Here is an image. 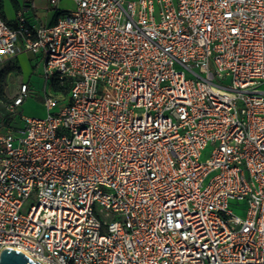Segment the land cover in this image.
<instances>
[{"label": "built area", "instance_id": "1", "mask_svg": "<svg viewBox=\"0 0 264 264\" xmlns=\"http://www.w3.org/2000/svg\"><path fill=\"white\" fill-rule=\"evenodd\" d=\"M49 2L37 27L0 3V66L40 57L47 111L0 128V255L264 264V0Z\"/></svg>", "mask_w": 264, "mask_h": 264}, {"label": "rangeland", "instance_id": "2", "mask_svg": "<svg viewBox=\"0 0 264 264\" xmlns=\"http://www.w3.org/2000/svg\"><path fill=\"white\" fill-rule=\"evenodd\" d=\"M68 2L65 10L69 11L73 8L71 0H66ZM6 15L9 20L14 18V10L11 6L9 0H5ZM61 4V3H60ZM15 62H10L2 68L0 71V92H1V103H0V128L4 126V113L5 107L12 102V100L19 93L22 84H28L30 86V96L25 100L22 107L18 110V115L14 118V124L19 126L21 124L22 116L34 117V118H45L47 116V111L43 106V98L45 92L46 81L43 78V63L40 62V67H31L26 62L23 61L22 70H15L13 66ZM49 84L47 85L48 92L50 91ZM10 116V115H9ZM4 117V118H3ZM6 125V124H5ZM8 126V125H7ZM211 152V147L203 153L202 161L209 158ZM231 209L234 214L239 217L246 216V203L234 201L231 203Z\"/></svg>", "mask_w": 264, "mask_h": 264}, {"label": "crops", "instance_id": "3", "mask_svg": "<svg viewBox=\"0 0 264 264\" xmlns=\"http://www.w3.org/2000/svg\"><path fill=\"white\" fill-rule=\"evenodd\" d=\"M15 1L18 4L17 7H15L12 0H9L14 10V18L12 20H9L7 18L6 9H5V4H6L5 0H3V3L1 4V12L6 21L10 23H14L17 20L18 13H22L26 18L27 22L32 26H36V27L52 26L56 23L59 13L50 5L49 0H15ZM67 4L68 2L66 0H62L61 4H59L58 6V9L65 10ZM23 61L26 62L31 67L33 66L39 68L41 58L31 53H23L15 58L7 60L3 65L0 66V71H2V68L7 66V64L10 62L16 63L13 66L15 70L17 69L22 70ZM23 85H27L30 88L28 84H22V86ZM4 117L6 118V116ZM10 122L13 124L15 123L14 121H10ZM4 126H6L5 123Z\"/></svg>", "mask_w": 264, "mask_h": 264}, {"label": "water", "instance_id": "4", "mask_svg": "<svg viewBox=\"0 0 264 264\" xmlns=\"http://www.w3.org/2000/svg\"><path fill=\"white\" fill-rule=\"evenodd\" d=\"M0 264H40L38 262L33 261L25 254L12 250V249H4L0 255Z\"/></svg>", "mask_w": 264, "mask_h": 264}, {"label": "trees", "instance_id": "5", "mask_svg": "<svg viewBox=\"0 0 264 264\" xmlns=\"http://www.w3.org/2000/svg\"><path fill=\"white\" fill-rule=\"evenodd\" d=\"M12 2L14 3V5H15V7H17V2L15 1V0H12ZM0 3L2 4L3 3V0H0ZM55 89H56V87H55ZM0 95H1V93H0ZM11 119L9 118V117H6L5 118V120H4V123L6 124V125H11Z\"/></svg>", "mask_w": 264, "mask_h": 264}]
</instances>
